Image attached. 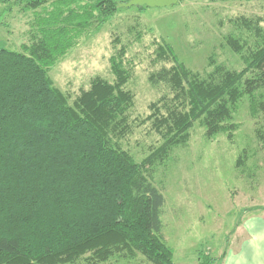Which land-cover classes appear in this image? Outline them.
<instances>
[{
	"label": "trees",
	"instance_id": "obj_1",
	"mask_svg": "<svg viewBox=\"0 0 264 264\" xmlns=\"http://www.w3.org/2000/svg\"><path fill=\"white\" fill-rule=\"evenodd\" d=\"M128 1L0 0L24 4L22 10L37 16L31 44L21 51L0 47V264H76L85 256L105 263L116 254L175 264L163 233L166 199L153 182L155 163L187 143L198 120L210 138L233 129L243 95L253 112L256 96L264 104V15L234 20L253 38L245 52L248 40L241 45L243 38L227 36L242 55V70L217 65L204 78L171 45H161L159 56L175 65L151 78L168 84L174 96L164 100L165 113L152 105L148 119L164 142L138 162L119 144L134 105L124 50L111 58L115 81L97 77L73 102L49 74L82 35L99 30Z\"/></svg>",
	"mask_w": 264,
	"mask_h": 264
},
{
	"label": "rangeland",
	"instance_id": "obj_2",
	"mask_svg": "<svg viewBox=\"0 0 264 264\" xmlns=\"http://www.w3.org/2000/svg\"><path fill=\"white\" fill-rule=\"evenodd\" d=\"M88 1L74 0L72 6ZM23 7L0 3V47L21 51L34 40L36 13ZM262 15L264 0H183L165 8H121L99 30L91 28L82 35L49 74L73 102L93 79L115 81L111 58L124 50L123 60L132 74L126 89L132 92L134 105L129 131L119 144L143 162L164 142L148 119L155 112L152 105L165 113L164 100L174 96L168 84L151 78L175 65L171 58L159 56V46L171 45L179 61L204 78L217 65L242 70V55L232 50L227 36L243 38L241 45L248 40L245 52L253 38L234 20ZM254 101L256 112L243 95L232 113L234 128L212 138L205 122L196 121L188 142L155 163L153 182L166 199L163 233L175 264H223L227 253L249 236L243 221L252 216L264 220V104L260 96ZM88 257L76 264H153L142 255L116 254L105 263Z\"/></svg>",
	"mask_w": 264,
	"mask_h": 264
},
{
	"label": "crops",
	"instance_id": "obj_3",
	"mask_svg": "<svg viewBox=\"0 0 264 264\" xmlns=\"http://www.w3.org/2000/svg\"><path fill=\"white\" fill-rule=\"evenodd\" d=\"M258 217H248L243 221V229L249 236L238 249L227 253L223 264H264V220Z\"/></svg>",
	"mask_w": 264,
	"mask_h": 264
},
{
	"label": "water",
	"instance_id": "obj_4",
	"mask_svg": "<svg viewBox=\"0 0 264 264\" xmlns=\"http://www.w3.org/2000/svg\"><path fill=\"white\" fill-rule=\"evenodd\" d=\"M179 4V0H130L125 3H120V7H148V8H165L172 5Z\"/></svg>",
	"mask_w": 264,
	"mask_h": 264
}]
</instances>
